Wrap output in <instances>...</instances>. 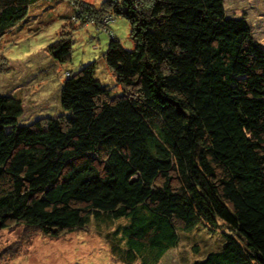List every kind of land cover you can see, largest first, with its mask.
Returning <instances> with one entry per match:
<instances>
[{
    "label": "trees",
    "instance_id": "1",
    "mask_svg": "<svg viewBox=\"0 0 264 264\" xmlns=\"http://www.w3.org/2000/svg\"><path fill=\"white\" fill-rule=\"evenodd\" d=\"M37 1L0 0V37ZM64 1L73 27L109 32L120 93L89 62L64 74L54 116L21 124L0 94V228L58 237L123 219L103 233L122 264H157L194 230L220 243L190 264H264V47L249 24L223 0ZM44 51L66 62L70 32Z\"/></svg>",
    "mask_w": 264,
    "mask_h": 264
},
{
    "label": "rangeland",
    "instance_id": "2",
    "mask_svg": "<svg viewBox=\"0 0 264 264\" xmlns=\"http://www.w3.org/2000/svg\"><path fill=\"white\" fill-rule=\"evenodd\" d=\"M88 1L98 4L102 0ZM223 1L226 15L243 18L264 47V0ZM69 8L64 0H39L11 31L0 37V94H11L19 100L21 124L56 115L58 86L64 74L89 62H94L93 77L111 93H120L102 56L109 32L96 29L90 22L73 27L67 19ZM108 27L123 46L131 47L124 18L114 16ZM64 28L70 32L71 52L70 58L59 64L45 53L44 47ZM124 222L90 218L86 228L58 237H46L21 226L0 228V264H122L109 253L103 233ZM199 231L180 234L177 246L166 251L157 264H190L218 247L215 235Z\"/></svg>",
    "mask_w": 264,
    "mask_h": 264
}]
</instances>
